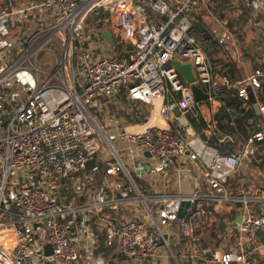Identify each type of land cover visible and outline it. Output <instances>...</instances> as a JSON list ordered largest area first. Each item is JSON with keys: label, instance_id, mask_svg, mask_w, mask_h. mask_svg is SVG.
<instances>
[{"label": "built area", "instance_id": "2783aa9c", "mask_svg": "<svg viewBox=\"0 0 264 264\" xmlns=\"http://www.w3.org/2000/svg\"><path fill=\"white\" fill-rule=\"evenodd\" d=\"M100 11L115 46L88 24ZM205 17L214 61L192 33ZM52 38L61 56L39 67ZM235 43L210 0H0V264H107L102 241L122 264H264V70L224 75ZM251 95L260 118L223 126L224 100L254 110Z\"/></svg>", "mask_w": 264, "mask_h": 264}, {"label": "trees", "instance_id": "16d2710c", "mask_svg": "<svg viewBox=\"0 0 264 264\" xmlns=\"http://www.w3.org/2000/svg\"><path fill=\"white\" fill-rule=\"evenodd\" d=\"M211 1L214 2L215 7H220L222 9L229 8L230 6H232L230 0H211ZM239 1L242 2L241 4L242 10H247L246 8L248 7L245 5V3L241 0ZM245 14L246 12L243 11L240 18H242V16ZM246 15H249V13ZM91 19L95 25L94 27L97 30L105 31L111 28L110 26H111L112 18L108 12L100 11L98 13H93L91 15ZM203 22L205 23V20L203 21V19H200V22L194 25L192 33L197 36L198 41L204 48L206 54L214 61L216 59L217 51H218L217 42L214 40L213 36L209 34ZM117 48L120 51V46L119 47L117 46ZM242 52H244L243 58L244 57L247 58L248 59L247 62L248 63L250 62L255 66V68L253 69L254 71L264 70V63H261V61H259V58L257 56L255 62V59L252 56H250L249 54L250 52H248L245 48H243ZM123 56L125 55L123 54ZM262 60H264V56H262ZM237 72H238V65L236 63L226 65V67L222 71L224 75H228L230 77H235ZM262 82L264 85V79L262 80ZM149 113H150V108L145 107L143 110H135L134 114H132L129 117V119L131 121L143 122V120L149 115ZM253 116H255L256 119L260 118V116L254 110L247 109L241 101H239L237 98H234L232 96L224 100V104L221 107L220 113L218 114L220 123L223 126L225 124L228 127V129H230L228 126V122L231 121L232 119L235 120L238 127L242 129L244 125L249 122V119ZM261 168L264 170V164L261 165ZM221 233H222L221 231L217 233H213L211 239L207 238L205 240L206 243L208 245H212L215 239L216 240L219 239V235ZM100 249L104 252L107 264H122L121 256L118 255L116 247H107L105 246V243L102 241Z\"/></svg>", "mask_w": 264, "mask_h": 264}, {"label": "rangeland", "instance_id": "374dc122", "mask_svg": "<svg viewBox=\"0 0 264 264\" xmlns=\"http://www.w3.org/2000/svg\"><path fill=\"white\" fill-rule=\"evenodd\" d=\"M231 5L229 8H223V18H226L230 20L232 30L234 31L235 40L238 48H240L243 51V48H245L248 52H250V56H252L255 59L256 62V56L259 58V61H262V56H264V19L261 17L259 20L256 18L254 13L246 8L247 10H242L241 4L239 0H230ZM210 5L215 6L214 2L210 0ZM243 11L246 12V14L249 13V15H243L242 18H240ZM206 16V15H205ZM245 19V20H244ZM236 20V21H235ZM205 21L209 23V19L205 17ZM21 27L26 29V23L24 20L21 21ZM88 24L91 25L92 28H95L94 23L91 18L88 20ZM260 24V25H258ZM38 27V26H37ZM112 27V26H110ZM39 28V27H38ZM42 28L38 29L41 30ZM53 39V38H52ZM53 39L51 44L48 46L50 49H54L56 54H53L51 52H44L42 53L39 58L37 65L42 68L50 67L55 63L56 57L61 56V52L58 48L57 41ZM119 47V46H118ZM58 49V50H57ZM115 50H118L116 47ZM244 52H242L243 54ZM244 56V55H242ZM231 59V58H230ZM243 60H245L243 62ZM248 59L242 57V61L240 65V69L238 68V74H241L243 77H246L249 73H252L255 68V66L252 63H246ZM244 63V66L242 65ZM242 69V70H241Z\"/></svg>", "mask_w": 264, "mask_h": 264}, {"label": "water", "instance_id": "95a60500", "mask_svg": "<svg viewBox=\"0 0 264 264\" xmlns=\"http://www.w3.org/2000/svg\"><path fill=\"white\" fill-rule=\"evenodd\" d=\"M102 36L106 39V41L111 45V46H115L116 41L114 39V35L112 33V31L110 30H106L103 32ZM127 50H132V46L131 45H127L126 46ZM175 68L177 69V71L181 74V76L189 83L192 84L195 81V76L193 73V64L192 63H182L179 60H175L173 62ZM192 90L194 92L195 95V99L196 101H203L207 99V95L204 94L202 92V90L200 88H198L197 86H193ZM251 97V102L254 104V110L255 112L260 115V109L259 106L257 104V100L254 98L253 95L250 96ZM117 98H119V104L122 105L123 101L120 99V96L118 95ZM198 185L196 182V179L188 172V171H182L180 174V190H181V194L184 196H191L195 193L196 189H197ZM190 204L189 202H183L181 204L180 210H179V214L178 217L180 220H183L186 216L187 210L189 208ZM241 205L238 204V207H240ZM238 221H240V219H238ZM261 240L264 243V231H261L259 234ZM173 242H175L174 239H172ZM160 244H163V241L160 242ZM47 249H49V247H47ZM210 264H221L220 262H216V263H210Z\"/></svg>", "mask_w": 264, "mask_h": 264}, {"label": "crops", "instance_id": "0c3cea01", "mask_svg": "<svg viewBox=\"0 0 264 264\" xmlns=\"http://www.w3.org/2000/svg\"><path fill=\"white\" fill-rule=\"evenodd\" d=\"M246 63H248V62H245V65H246Z\"/></svg>", "mask_w": 264, "mask_h": 264}]
</instances>
